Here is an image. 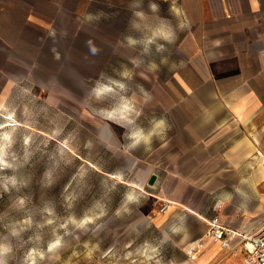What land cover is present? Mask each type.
Masks as SVG:
<instances>
[{
	"label": "rangeland",
	"instance_id": "obj_1",
	"mask_svg": "<svg viewBox=\"0 0 264 264\" xmlns=\"http://www.w3.org/2000/svg\"><path fill=\"white\" fill-rule=\"evenodd\" d=\"M98 2L88 7L91 37L77 40L54 83H23L0 109V246L11 248L3 259L199 264L183 244L186 223L171 227L139 169L167 134L128 147L130 133L149 131L151 117L162 115L163 93L189 58L195 26L159 0ZM154 33H174L173 42L147 44Z\"/></svg>",
	"mask_w": 264,
	"mask_h": 264
},
{
	"label": "crops",
	"instance_id": "obj_2",
	"mask_svg": "<svg viewBox=\"0 0 264 264\" xmlns=\"http://www.w3.org/2000/svg\"><path fill=\"white\" fill-rule=\"evenodd\" d=\"M98 1L0 0V109L23 83H54L77 40L91 37L88 7ZM159 1L195 27L189 58L163 93L162 115L148 116L166 120L167 137L139 169L155 175L171 227L186 223V250L204 239L191 257L245 264L240 236L223 248L206 233L214 215L241 235L264 221V0Z\"/></svg>",
	"mask_w": 264,
	"mask_h": 264
},
{
	"label": "built area",
	"instance_id": "obj_3",
	"mask_svg": "<svg viewBox=\"0 0 264 264\" xmlns=\"http://www.w3.org/2000/svg\"><path fill=\"white\" fill-rule=\"evenodd\" d=\"M168 206V200H162L159 212H166ZM209 224L210 228L207 231L206 236L211 237L212 240L219 243L221 247H228L234 237L240 236L242 249L245 251L244 263L264 264V221H261L254 231L242 235L237 231L220 224L217 215L210 218ZM203 242V238L198 240L194 245L189 247L187 253L190 256H194L202 249Z\"/></svg>",
	"mask_w": 264,
	"mask_h": 264
},
{
	"label": "clouds",
	"instance_id": "obj_4",
	"mask_svg": "<svg viewBox=\"0 0 264 264\" xmlns=\"http://www.w3.org/2000/svg\"><path fill=\"white\" fill-rule=\"evenodd\" d=\"M153 10L157 9L156 5H151ZM181 28H183V25H180ZM173 36L174 33H166L163 35H158L157 33H154L151 38H149L146 43L151 44L154 43L157 38L164 39L168 43L173 42ZM129 44H136L137 41L129 38L128 40ZM159 48H163L162 45L158 46ZM147 50V48L145 49ZM91 51L93 53L97 52V49L92 48ZM120 88H124L123 84L119 85ZM143 91V89H141ZM139 115V114H137ZM134 121L129 120V123H133ZM168 125L164 118L154 119V122L152 123V126L149 131L145 132L143 128L137 127V130L135 132H132L129 134V138L132 140V143L128 145L129 148H136L141 142H143L144 145H149L152 141V138L154 135L163 133L167 129ZM7 166V165H5ZM12 183H15L13 180ZM129 200L132 199L131 196L128 197ZM174 232H178L179 229H173ZM59 241H57V244ZM51 250V249H50ZM11 251V248L8 246H0V264H7L6 260L3 259L4 256H6ZM32 264H35V260H32Z\"/></svg>",
	"mask_w": 264,
	"mask_h": 264
},
{
	"label": "water",
	"instance_id": "obj_5",
	"mask_svg": "<svg viewBox=\"0 0 264 264\" xmlns=\"http://www.w3.org/2000/svg\"><path fill=\"white\" fill-rule=\"evenodd\" d=\"M154 178H155V175H152V176L150 177V179H149V183H150V184L153 183Z\"/></svg>",
	"mask_w": 264,
	"mask_h": 264
}]
</instances>
